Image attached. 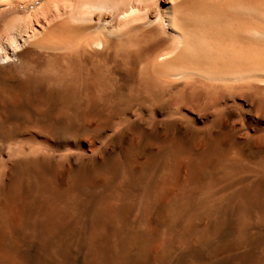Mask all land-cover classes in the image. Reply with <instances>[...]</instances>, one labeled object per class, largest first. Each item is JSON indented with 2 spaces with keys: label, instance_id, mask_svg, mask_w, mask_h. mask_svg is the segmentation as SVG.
Masks as SVG:
<instances>
[{
  "label": "bare ground",
  "instance_id": "bare-ground-1",
  "mask_svg": "<svg viewBox=\"0 0 264 264\" xmlns=\"http://www.w3.org/2000/svg\"><path fill=\"white\" fill-rule=\"evenodd\" d=\"M220 198L264 264V0H0V264H190Z\"/></svg>",
  "mask_w": 264,
  "mask_h": 264
},
{
  "label": "rangeland",
  "instance_id": "rangeland-1",
  "mask_svg": "<svg viewBox=\"0 0 264 264\" xmlns=\"http://www.w3.org/2000/svg\"><path fill=\"white\" fill-rule=\"evenodd\" d=\"M225 204H228L227 207ZM229 208L231 209V205L225 198L218 200L219 215L223 222L217 235L209 244L215 248L216 252L211 253L212 257L205 253L196 260H192L190 264H206L207 262V264H255V257L248 256V221L238 220L234 210L232 215ZM250 248L256 251V248Z\"/></svg>",
  "mask_w": 264,
  "mask_h": 264
}]
</instances>
